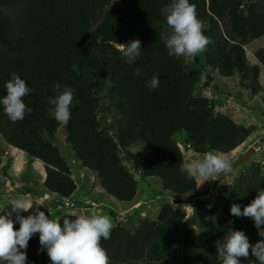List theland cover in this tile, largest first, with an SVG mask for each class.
<instances>
[{"label": "trees", "instance_id": "16d2710c", "mask_svg": "<svg viewBox=\"0 0 264 264\" xmlns=\"http://www.w3.org/2000/svg\"><path fill=\"white\" fill-rule=\"evenodd\" d=\"M196 6L203 34L209 38L207 61L221 78H233L237 67L244 82L264 102L259 66L247 63L248 42L264 37V2L244 10V0H189ZM171 0H0V98L12 73L25 80L31 92L24 102L30 114L11 122L0 105V136L12 148L45 164L48 192L63 199L77 191L71 169L55 145L62 127L48 115L47 98L55 96V83L75 90L70 106L66 140L75 158L97 174L104 192L120 201L133 202L138 181L123 164L121 151L140 145L144 152L137 172L142 180L159 179L173 196L197 191V181L187 179L178 165L183 154L174 137L187 134V144L199 154H230L253 133L223 114L214 113V101L196 96V77L187 73L180 58L169 56L161 37L168 35L161 9ZM227 12L228 35L219 30ZM156 34L136 36L140 28ZM141 42V55L133 65L125 63L118 44ZM264 64V48L257 53ZM142 69L136 75L135 69ZM153 74L159 86L146 87ZM112 85L120 119L116 129L102 127L98 116L101 84ZM111 133V134H110ZM2 158L0 156V169ZM264 189L260 172L243 178L238 191L227 188L216 204L200 202L192 218L171 205L161 209L157 220H145L133 234L114 227L110 239L101 240L110 264H221L216 242L227 230L243 231L251 244L261 238L254 221L230 214L233 203L243 210ZM98 205V204H97ZM209 205L212 207L209 208ZM7 207L2 214L7 213ZM202 213V214H200ZM205 214V215H203ZM24 216L29 215L23 214ZM15 214H13V217ZM115 218V214L111 212ZM200 217L207 231L198 237L191 227ZM74 219L75 216L65 215ZM234 221L228 224V221ZM19 229V224L15 225ZM39 234L29 241L27 264H50L40 251ZM241 264H258L254 258Z\"/></svg>", "mask_w": 264, "mask_h": 264}, {"label": "rangeland", "instance_id": "374dc122", "mask_svg": "<svg viewBox=\"0 0 264 264\" xmlns=\"http://www.w3.org/2000/svg\"><path fill=\"white\" fill-rule=\"evenodd\" d=\"M263 2L264 0H244V10L247 12L251 5H262ZM229 21L230 18L227 12H225L224 18L222 20L220 19L218 24L219 30L224 35H228ZM156 33L157 32L151 27H144L137 30L136 36ZM122 45H128V43ZM263 48L264 37L248 42L244 47L247 63L250 66L257 65L260 68L259 83L264 88V64L257 56V53ZM208 49L207 45L206 50L200 55L180 59L184 63L186 72L194 74L196 77L197 97L213 100L215 103V114L226 115L236 124L253 130L252 135L240 147L230 154H223V157L232 165L234 162L241 159L243 155L251 151L249 160L232 170L230 174H217L209 177L207 181L196 178L197 191L193 195L176 197L168 191H165L162 181L159 179H147L150 181L141 179L137 169L144 152L143 145L133 148L130 151L122 150L121 158L123 164L134 178L139 181L137 196L133 202H130L132 203V206H130L131 204L128 202H120L108 196L106 193H103V206L94 208L89 203L95 199L99 200V194L95 192L97 190L93 189L94 186L95 189L100 191L99 179L97 174L94 173L95 178L92 177L93 174L85 169L81 162L75 158L72 148L66 140V124L59 129L56 135L55 145L61 151L71 169L72 179L77 186L76 197L81 199L79 203H76L81 206L80 209H82L83 213L81 212L80 214L109 216L113 223L112 230L115 226L122 227L134 234L143 221L157 220L161 209L165 206L171 205L177 210L184 211L187 216L186 218H192L200 202L216 204L227 188L230 187L237 192L243 178L257 172H260V174L264 176V102L256 96L248 87L247 83L244 82V72L241 67L236 68L233 78H221L219 73L214 70L207 61ZM111 88L112 85L109 82L101 84L102 94L98 97L97 101L98 116L101 125L105 129H112L113 133L120 119V111L116 105L115 97L111 95ZM174 139L179 145L184 161L191 162L203 158V154L195 152L194 149L187 144L186 133H177ZM0 156L2 158V166L0 169V196L3 195V192L10 191V189L22 193L23 189L29 186L26 181L29 175L27 172L31 170L38 174L39 171L37 167L43 170V166L41 167L38 162H35L37 167L34 166L33 162H31L32 160H30L32 158L28 155L22 160L16 149L10 147L1 136ZM16 173L19 175L15 177V182L18 180L20 181V183L17 182L19 184L18 188H15V182L11 184L12 176ZM85 193L87 197H85ZM22 194H24V192ZM185 204L190 205L192 208H183ZM1 209H3V205L0 208V214L2 213ZM111 212L115 214V218L111 216ZM64 215H73V212L66 211ZM205 223H207V220L202 223L198 216L191 230H193L198 237H201L208 229Z\"/></svg>", "mask_w": 264, "mask_h": 264}, {"label": "clouds", "instance_id": "9594fccd", "mask_svg": "<svg viewBox=\"0 0 264 264\" xmlns=\"http://www.w3.org/2000/svg\"><path fill=\"white\" fill-rule=\"evenodd\" d=\"M161 15L169 33L161 39L169 56L196 57L211 43L203 34L196 6L189 0H171L170 4L161 9ZM118 50L125 58V63L133 65L141 55V42L134 40L128 45L118 44ZM135 73L140 75L142 69H135ZM158 86V74H153L146 87L155 90ZM5 88L7 95L0 98L3 111L13 123L23 120L26 114L32 112L23 99L31 89L16 73H12ZM61 88L59 83L53 85L56 95L47 98L50 105L47 111L50 118L63 126L70 120V106L75 90ZM260 95H264V92ZM178 167L185 178H200L204 181L214 175H227L232 171L230 162L223 154L212 151L204 153L200 160L183 161ZM8 203L10 210L0 214V264H27L26 250L29 241L36 234H39L40 251L46 250L50 264H110L107 251L101 245L102 239H110L113 223L109 216L74 214V219L64 218L61 223L57 219H51L45 211L40 210V206H34L24 196L11 199ZM183 208L192 207L185 204ZM47 210L50 214V210ZM23 213L29 215L24 216ZM230 214L238 218H251L261 239L253 245L243 231L229 228L224 239L216 242L218 260L221 264H241L242 260L252 257L258 264H264V189L259 188L255 199L244 206L243 210L239 204L233 203ZM233 223L234 221H228L230 225ZM16 224H19L18 230Z\"/></svg>", "mask_w": 264, "mask_h": 264}, {"label": "crops", "instance_id": "0c3cea01", "mask_svg": "<svg viewBox=\"0 0 264 264\" xmlns=\"http://www.w3.org/2000/svg\"><path fill=\"white\" fill-rule=\"evenodd\" d=\"M26 156H27V154H25L24 157L20 156V158L22 160H24L26 158ZM30 160H32L31 162H33L34 166H36L35 162H41L40 160L33 159V158ZM41 163L43 164V170L40 167L36 166L38 171H39L38 174L35 171H31V170L29 172H27V173H29V175L28 176L26 175L27 176L26 181L28 182L29 186L23 189L24 194H22L23 192L20 193L19 191H16V190L14 191V189H10V191H7V192H3V195L0 196V204H1L0 208L3 205V209H1L2 212L7 207H10V204L8 202L11 199H14L18 196H24L31 203H33L34 206H40V210L45 211V213L48 214L51 219H57L60 221V219L63 216H65L64 212H66V211L73 212V215H70V216H75L76 214L80 215V213L82 212V209H80L81 206L79 204H76V203H79V201L81 199L76 197L77 192L71 198L63 199L59 195L53 194V193H50L47 191V189L45 187V182L47 179V172H46V169L44 168L45 164L43 162H41ZM17 175H19V174L16 173L15 175L12 176L13 177L12 179L9 178V179H11V184H13L12 182H15V177ZM94 176L95 175L93 174L92 177H94ZM146 181H150V180H146ZM17 182L20 183L19 180ZM17 182H15V188L19 187V184ZM99 186H100V191L98 189H95L93 186V189L97 190L95 192H97L99 194V198H98L99 200L95 199V200H92L91 202H95L96 204H98V206H103L102 205V203H103L102 198H103V193H105V192L101 187L100 181H99ZM138 188H139V184H138ZM11 192H13V193H11ZM85 197H87L86 193H85ZM72 204H74V205H72ZM130 204H131L130 206H132V203H130ZM47 209L50 210V214L48 213ZM23 214H28V213H23Z\"/></svg>", "mask_w": 264, "mask_h": 264}, {"label": "water", "instance_id": "95a60500", "mask_svg": "<svg viewBox=\"0 0 264 264\" xmlns=\"http://www.w3.org/2000/svg\"><path fill=\"white\" fill-rule=\"evenodd\" d=\"M253 150V149H252ZM251 155V151L249 153H247L246 155H243L241 157V159H239L238 161L234 162L231 166H232V170H234L235 168L241 166L242 164H244L245 162H247L250 158Z\"/></svg>", "mask_w": 264, "mask_h": 264}, {"label": "bare ground", "instance_id": "6f19581e", "mask_svg": "<svg viewBox=\"0 0 264 264\" xmlns=\"http://www.w3.org/2000/svg\"><path fill=\"white\" fill-rule=\"evenodd\" d=\"M15 149V148H14ZM16 151L19 153V155L21 156V157H23L25 154V152H23V151H21V150H18V149H16ZM39 163V165H41V167L43 166V164L41 163V162H38Z\"/></svg>", "mask_w": 264, "mask_h": 264}, {"label": "built area", "instance_id": "2783aa9c", "mask_svg": "<svg viewBox=\"0 0 264 264\" xmlns=\"http://www.w3.org/2000/svg\"><path fill=\"white\" fill-rule=\"evenodd\" d=\"M89 204H90L92 207H94V208L98 207V205H97L96 203H94V202H91V201H90Z\"/></svg>", "mask_w": 264, "mask_h": 264}]
</instances>
